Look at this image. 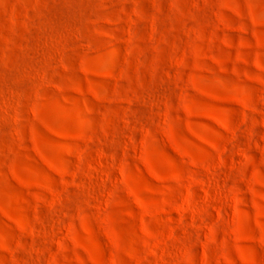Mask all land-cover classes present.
Returning <instances> with one entry per match:
<instances>
[{
    "label": "rangeland",
    "instance_id": "rangeland-1",
    "mask_svg": "<svg viewBox=\"0 0 264 264\" xmlns=\"http://www.w3.org/2000/svg\"><path fill=\"white\" fill-rule=\"evenodd\" d=\"M0 264H264V0H0Z\"/></svg>",
    "mask_w": 264,
    "mask_h": 264
}]
</instances>
